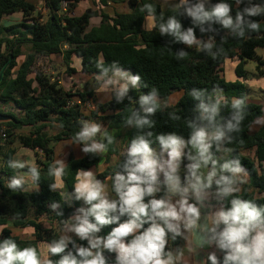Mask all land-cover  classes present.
Here are the masks:
<instances>
[{"label": "trees", "instance_id": "16d2710c", "mask_svg": "<svg viewBox=\"0 0 264 264\" xmlns=\"http://www.w3.org/2000/svg\"><path fill=\"white\" fill-rule=\"evenodd\" d=\"M81 1L86 0H46L49 12L47 20L43 22L40 15H34L35 6L26 0H0V21L4 16L18 12L23 13L25 21H30V23L23 22L20 25L7 28L5 32L12 38H3L0 35V73L3 72L0 80V102L11 101L16 108L25 113L22 118L8 114L11 118L6 124V134L9 140H6L5 143H12L14 131L25 126L32 127L33 131L30 136H21L18 139L21 145L36 152L37 165L41 167L37 169L39 178H35L39 188L36 191L28 190L25 184L16 190L10 189L8 183L12 177H16L15 172L8 169L7 166L0 168V241L11 238L20 249L28 246L35 247L38 256L41 257L37 244L46 243L49 245L54 239H59V229L72 215V210L63 199L62 192L50 187L55 184V176L49 174V169L55 167L51 143L66 138L76 140L75 134L82 127L83 121L100 118L105 120L106 130L102 134H98L95 139L107 145V151L104 154L106 156L118 154L119 139H123L126 147L130 149L131 140L141 132L135 126L136 116L133 113L144 115L139 98L141 95H148L153 88L157 90V99L161 100L176 91L183 94L175 105L165 108L159 106L155 115L150 117L154 126L150 129L145 127L142 130L145 133L147 131L153 133L152 137L148 139L152 141L150 147L156 152H161L160 145L156 140L157 135L175 133L185 141L190 139L192 129L188 127L189 121L201 126H209V130H213V126L208 125L207 120L200 119L199 105L201 103L210 107L219 100V112L215 122L224 124L232 119L236 111L231 107L233 98L245 100L244 119L241 122L240 130L230 133L231 142L225 141L219 151L215 144L210 151L213 157L227 153V156L223 157L222 163L229 159H237L241 162L245 173L253 181V190L250 191L249 186H245L240 193L234 195L264 207V197H255L256 193L264 192V171H261L260 174L254 162L242 153L257 148L259 162L264 161V126L256 133H251V127L263 115L262 108L260 105L247 102L246 86L239 80L228 81L225 78L224 68L227 61L237 60L235 73L238 78L243 79L247 76L246 63L254 61L257 63L258 74H264V60L256 54V49L264 48V15L251 18L260 24V28L255 32L246 31L242 38L233 30L224 29L218 23L203 25L205 31L201 32L200 27L195 26L191 18L184 14L183 7L179 6L176 10L163 11L160 5L151 0H141V2L130 0L132 5L140 3L142 8L145 4L153 6L152 21L155 27L151 31L143 29L148 12L147 10L142 11V9L136 13L121 14L114 18L102 15V24L98 28L87 31L90 19L95 15V12L88 10L79 16L70 15ZM63 2L69 3L66 12L62 10ZM195 2L197 0H189V3ZM219 2L230 4L233 16L249 3L264 5V0H243V3L240 4L237 3V0H204L208 9ZM170 16H175L182 23L184 30L193 27L198 41L212 42L214 44L211 50L213 53L222 49L220 54L213 58L206 51H197L195 45L189 48L184 43L175 42L170 35H160L159 25L166 22ZM3 45H5L4 51H2ZM22 47H29L30 54L15 75L14 68ZM181 51L187 53V56L182 59L177 56ZM56 54L63 55L64 63L70 73L75 71L71 68V62L73 59L79 58L81 70L86 74L95 76L103 75V69H107V74L120 70L130 75H140V87L129 86L125 97L118 101L117 96H114L109 103L100 107V112H88L80 109L79 106L68 107L72 95L61 87L59 81L53 80L44 70L33 69L38 58ZM98 64H102L103 68L97 67ZM32 73L35 74L33 79L30 78ZM34 82L38 84L39 90L33 89ZM202 90H206V92H203L198 98L191 94L193 91ZM78 93L81 102H84L86 97L93 96L91 90ZM104 113L108 114L104 115ZM171 114L176 115L179 119H172ZM129 119L133 121L132 124L127 123ZM47 122H55L58 125L59 133L56 136L48 137L42 132ZM105 133L113 138L111 144H108ZM1 147L0 162L9 163L14 150ZM39 150L42 151L43 158L38 157L37 151ZM130 159L128 154L123 156L114 168L101 173L98 176L99 179L113 178L116 173L126 175L125 166ZM100 161V154L93 153H87L81 159H71L64 167V173L60 177L64 184V190L66 192L74 191L78 171H87L98 165ZM187 165L186 152L181 162L182 169L178 172L180 180L184 183L187 181L188 171L184 170L183 166ZM216 177L219 178V174ZM156 187L158 190L154 193V197H164L168 191L167 185L160 183ZM209 189L218 190L216 184H213ZM113 192L117 194L115 184H113ZM151 198L153 197L146 196L145 202ZM232 198V196L222 197L223 208L230 207ZM53 203L59 204L55 210L51 208ZM87 206L90 207L88 204ZM57 213H62V215ZM42 216L56 220L58 228L43 229L37 222ZM127 218V214L121 217V222ZM10 224L19 228L33 227L35 240H21L12 236L8 228ZM115 226L113 224L103 227L98 236H106ZM148 226L149 224H144L137 234ZM166 231L168 240L169 234L167 229ZM131 238V236L126 238V242ZM72 239L76 241L77 245L87 246L88 244L86 240ZM175 243L176 240H174ZM68 249H72L71 243H69ZM165 253H168L167 245ZM104 255L108 258V264H114L115 252L105 250ZM223 255L224 253L219 256L221 260ZM49 259L55 261L59 259V256L50 254Z\"/></svg>", "mask_w": 264, "mask_h": 264}, {"label": "clouds", "instance_id": "9594fccd", "mask_svg": "<svg viewBox=\"0 0 264 264\" xmlns=\"http://www.w3.org/2000/svg\"><path fill=\"white\" fill-rule=\"evenodd\" d=\"M243 3V0H237ZM180 7L184 8V14L191 18L195 26L200 27L204 32L205 24H220L224 29H231L244 37L246 31L255 32L260 28V24L251 19L264 15V5L249 3L241 11H237L235 16L231 14V5L219 2L206 8L204 0H197L189 3V0H180ZM46 7V6H45ZM147 10L149 20L153 18L154 10L151 4H145L142 8ZM42 16V14H40ZM72 15V14H70ZM48 16V14H47ZM247 18V19H246ZM154 24L148 25L151 31ZM160 35H170L177 43H184L189 48L195 45L197 51H206L210 56L216 58L219 52L213 53L212 42L202 43L196 39L194 28L183 29L182 23L175 17L170 16L166 22L159 25ZM178 58L187 56L185 51L177 54ZM97 67L103 68L102 64ZM103 74H107V69H103ZM123 80V83L120 81ZM140 75H130L127 72L117 70L114 78L109 80V84H118L117 100H121L132 88L140 87ZM202 91H193L194 97H200ZM158 93L155 88L148 95H141L139 103L144 115L133 113L136 116L135 126L141 130L135 138L131 140L128 156L131 158L126 167V175L115 174V192L118 199L109 200L104 192L102 183L95 179L93 173L88 171H78L77 182L74 186L77 199H83L90 207L81 209L82 215L74 218L75 222L65 226L68 231L74 232L80 240H87V246L77 245L71 237L61 235L59 239H54L48 250L52 256H59L53 261L48 257L38 256L37 249L32 246L20 249L17 243L11 238L0 241V264H108V258L104 251L115 252L114 264H173L172 253H165L167 245V230L176 231V226L172 221H179L187 218L188 226H195L201 218L202 197L200 193L210 188L214 177L218 193L221 197L233 198L230 200V207L221 208L213 217V226H205L209 233L207 240L200 238L202 242L214 241L218 248L224 253L222 260L215 252L209 253L210 264H264V207L258 206L251 200L241 199L234 194L239 191L238 184L241 181V174L245 172L241 162L237 159L225 160L220 163L213 158L210 151L215 144L217 151L221 145L227 141L231 142L232 132L240 130L241 122L244 119L243 108L245 100L243 98H233L231 107L235 109L232 119L224 124L215 122L219 112L217 100L210 107L204 103L199 105L201 120H207L208 125L201 126L189 121L188 127L192 129L190 139L185 141L175 133L160 134L156 136L161 149V154L166 153L167 159L162 155L157 156L153 148L150 147L152 141L148 139L153 133L142 130L152 128L154 122L150 119L159 109L157 102ZM147 106V107H145ZM172 119H179L171 114ZM234 121V122H233ZM128 124L133 121L129 119ZM101 133V125L91 121H83L82 127L75 134L76 142H82V152L103 154L107 151V145L96 140ZM108 144L113 142L111 136L105 133ZM191 146L195 150L192 155L191 150L187 153V159L192 161L186 167L188 170L187 186L181 187L180 177L177 174L178 168L185 155L184 149ZM26 162L12 160L9 166L14 169H23ZM57 167L49 169V174L61 177L64 173V161H56ZM211 165V171L204 175L200 170ZM30 172L36 179L39 172L36 166H30ZM163 173L168 193L179 194L180 199L175 204L171 202V197L155 198L154 193L158 190L159 174ZM227 173V175H225ZM24 183L23 177H12L8 184L10 189L21 188ZM53 190L55 184L50 186ZM191 189L196 194L197 202L189 203L186 194ZM153 197L145 202V197ZM199 205V206H198ZM178 206V207H177ZM59 204L53 203L51 208L57 209ZM62 215V213H57ZM127 214L128 218L121 222V217ZM149 224L147 228L140 231L144 224ZM106 236L96 235L105 226L113 225ZM223 228L220 229V225ZM179 234V233H177ZM131 236V240L126 242V238ZM69 243L72 249H68Z\"/></svg>", "mask_w": 264, "mask_h": 264}, {"label": "crops", "instance_id": "0c3cea01", "mask_svg": "<svg viewBox=\"0 0 264 264\" xmlns=\"http://www.w3.org/2000/svg\"><path fill=\"white\" fill-rule=\"evenodd\" d=\"M137 1L141 2V0H137ZM151 1L160 5L163 11L176 10L180 5V0H151ZM26 2H29L30 4L35 6L34 15L37 14L40 15L41 13H39L38 10L46 6V0H26ZM141 9L142 7L140 3L136 5H132L130 0H115V1L86 0V1H81L77 4L76 10L72 13V16L82 15L84 12L88 10L95 12V15L90 19V24L87 28V31H89L93 28H98L102 24L103 21L102 15H107L110 18H114L117 15H121V14L136 13L141 11ZM41 17H42L41 20L45 22V17L44 16ZM146 20H149V17H146L144 21L143 29L145 31H149L148 29L145 28ZM23 22L30 23V21L24 20L22 12L4 16L0 21L1 37L12 38V36H10L7 32H5V30L7 28L20 25ZM258 49H263L264 51V48H258ZM258 49H256V54ZM4 50H5V45L2 46V51ZM19 52H20L19 58L16 60L17 65L14 68L15 75L18 69L21 67V64L26 61L27 56L30 54V48L22 47L19 50ZM257 55L264 60V54L262 55L257 54ZM43 58L46 59V62L48 64V70L45 72L50 73L52 75L51 76L52 79L59 81L61 87L66 92H69L72 95L70 102L72 103L81 102L80 98H78L79 91L80 92H83L85 90L93 91V96L86 97L85 101L83 102L85 104L87 103L92 104V107L88 108L86 105H83V106H79L81 107L80 109L87 110L88 112H100L99 110L101 106H104L105 104L109 103L114 96H117L116 90H118L119 85L107 83L109 80H112L114 78V74L116 72L106 75L103 74V75H95V76L86 74L81 70V60L79 58H75L71 62V68L75 69V71L73 73H70L68 71L66 64L64 63V58L62 54H56L49 57H40L37 59V62ZM37 62L33 67L34 70H37L36 68ZM237 64H238L237 60H231L226 62L224 66L225 78L228 81L233 82L239 80L241 83H243L247 88V98H246L247 102L261 106L263 115L260 119L256 120L253 126L251 127V133H256L262 126H264V74L263 75L258 74L256 69V73L253 74L252 76L250 77L246 76V78L240 79L236 76L235 73ZM56 74L57 76H55ZM34 75L35 74L32 73L30 78L33 79ZM97 81L98 83H95ZM123 82H124L123 80L120 81V83ZM75 83L80 89V90H76V92L72 91V89L74 90ZM95 87H97L98 89H96ZM33 89L39 90L38 84L36 82L33 83ZM176 92L179 93L178 95H181L182 93L180 91H176ZM174 93H172L170 96L165 98V100L171 98ZM179 97L180 96H178V98ZM159 100L160 99H157L158 103ZM8 114L15 115L17 118H22L25 115L24 111L16 108L13 102L11 101L7 103L0 102V115L8 116ZM107 114L104 113V115ZM52 118L55 117L52 116ZM9 121L10 120H5L0 122V129L6 130L7 128L6 124ZM88 121L95 122L101 125L100 134H102L106 130L105 120L97 118ZM45 124L46 125L44 126L42 132L46 136L54 137L59 133V127L55 122H50V123L47 122ZM32 131H33L32 127L29 126L22 127L13 132L14 140L12 141V143L10 144L8 143L9 144L8 145L7 142L6 143L4 142L5 144L2 145L3 148L7 150L9 149L14 150L10 161L20 160L22 162H26L27 165L25 166V168L14 169L9 166V163L0 162V164H1V168L7 166L8 169L13 170L15 172L16 177L18 178L23 177L24 178L23 184L26 185L28 190L36 191L39 188L36 185L35 178L32 176L30 172V166H36L37 169L41 168L39 165H37L36 152L21 145L18 139L21 136L23 137L30 136ZM6 140L8 141L9 138L7 137ZM83 146L84 145L82 142H76V140L67 139V138L62 139L58 142L51 143V147L53 149L54 166L55 167L58 166L56 165V161L58 160L64 161V164L66 166L71 159L77 160L83 158L85 156V153H83L81 150ZM117 146L119 149L118 154H114L110 156H106L104 153L100 154L101 156L100 163L88 169L93 173L95 179L99 180L102 183V185L104 186L105 195L109 200L118 199V195L113 192V184H115V176L113 178L108 177L106 179H99L98 176L101 173L114 168L120 162L121 158L128 154L129 149L126 147V143L123 142V139L118 140ZM190 150H191V146H188L187 148L184 149V153L186 152L188 153ZM154 152L157 154V156L162 155L163 159H167V155L161 154V152H156V151ZM37 153L39 158H43V153L41 150L37 151ZM191 153L192 155H195V150H191ZM242 153L244 156L250 158L254 162L255 167L260 174L261 171H264V161H262L261 163L259 162L257 157V148L246 150L243 151ZM224 156H227V153H225V155H220L218 157H213V158L219 160V162L222 163ZM191 162L192 161L188 160V164ZM181 169L182 166L180 163L178 172ZM183 169L187 170V167L183 166ZM200 171L203 172L204 175H207V173L211 171V165H209L207 168H202ZM188 175L189 173L187 174V177ZM225 175H227V173ZM215 179L218 178L214 177L213 184H215ZM158 180H159L158 184L164 183L166 185L165 177L162 172L159 174ZM180 181L182 188L184 187V185H187V181L186 183L182 182V180ZM241 181L242 182L238 184L239 191L237 193H240L245 186H249L250 191L253 190V181L249 177V175H247L245 172L241 174ZM55 184H56V190L62 192L63 199L66 201V203L72 210V215L70 216L69 219L65 221V223L67 222V224L70 225L75 222L74 218L76 216L83 214L80 210L81 209L86 210L88 206L82 198L81 199L76 198L77 194L75 193V190L72 192H66L64 190V184L60 177H55ZM200 195L202 197L201 218L199 221H197V224L195 226L190 227L187 224V218H182L179 221H172V223L176 226V231L168 230L169 237L167 240L168 241L167 248H168V252L172 253L173 264H208L209 261L207 258L209 253L215 252L218 257L223 254V252L218 248L217 244L214 241L202 242L200 240L201 237L207 240L209 233L206 232L205 226L209 228L213 226V217L215 213L219 211L221 208H223V205L221 204L222 197L219 195L218 190H210L209 188L204 189L200 193ZM168 196L171 197V202L173 204H175L176 201H178L181 198L179 194H170L167 191L164 197L167 198ZM255 197L256 198L264 197V192L262 194L256 193ZM186 198L188 199L189 203L197 202L196 194L192 192L191 189L186 194ZM37 222L43 229L58 228L57 221L50 219L49 217L42 216L38 219ZM65 223L59 229L60 236L66 235L71 238L80 239L75 235L74 232L67 230ZM8 228L11 231L12 236L14 237H18L21 240H28V241L35 240L34 238L35 230L31 226L19 228V227H14L13 225L10 224L8 225ZM222 228L223 227L221 224L220 229ZM96 235H98V233ZM174 240H176L175 244H174ZM37 248L41 254V258L50 257L48 244L38 243Z\"/></svg>", "mask_w": 264, "mask_h": 264}, {"label": "rangeland", "instance_id": "374dc122", "mask_svg": "<svg viewBox=\"0 0 264 264\" xmlns=\"http://www.w3.org/2000/svg\"><path fill=\"white\" fill-rule=\"evenodd\" d=\"M42 16H44L45 17V20H47V15H42ZM150 23H152V20L150 21V20H146V22H145V28L146 29H148V25L150 24ZM257 54H259V55H262V54H264V51H263V49H258L257 50ZM36 68H38V69H42V70H44V71H47L48 70V64H47V62H46V59H40L38 62H37V65H36ZM245 70H246V73H247V77H250V76H252L253 74H255L256 73V69H257V63L256 62H254V61H249L247 64H246V66H245ZM48 73V72H47ZM258 73V72H257ZM50 76H52L50 73H48ZM55 76H57V74L55 75ZM98 82V81H97ZM96 83V82H95ZM69 87V86H68ZM96 89H98L97 87H95ZM95 89V90H96ZM76 90H80L79 88H78V86H77V84L75 83V85H74V90L72 89V91H75L76 92ZM117 91V90H116ZM179 93H177V92H175L173 95H172V97L171 98H169L168 100H165V99H163V100H159V106L161 107V108H165V107H169V106H173V105H175L176 104V101H178L181 97H182V93H181V95H178ZM178 96H180L179 98H178ZM178 99V100H177ZM3 144H5V143H3ZM0 168H1V164H0Z\"/></svg>", "mask_w": 264, "mask_h": 264}, {"label": "built area", "instance_id": "2783aa9c", "mask_svg": "<svg viewBox=\"0 0 264 264\" xmlns=\"http://www.w3.org/2000/svg\"><path fill=\"white\" fill-rule=\"evenodd\" d=\"M68 2H63L62 3V10L63 12H66L67 8H68ZM39 13H41L42 15H47L48 12H49V9L47 7H44V8H40L38 10ZM83 105H86L88 108H91L92 107V104H85L83 102H79V103H72L70 102L68 104V107H72V106H83ZM7 139V134H6V130L5 129H0V147L3 145V143L6 141ZM187 186V185H186ZM184 186V187H186Z\"/></svg>", "mask_w": 264, "mask_h": 264}, {"label": "water", "instance_id": "95a60500", "mask_svg": "<svg viewBox=\"0 0 264 264\" xmlns=\"http://www.w3.org/2000/svg\"><path fill=\"white\" fill-rule=\"evenodd\" d=\"M2 76H3V72L0 73V80H1ZM5 120H11V118L9 116L0 115V122L5 121Z\"/></svg>", "mask_w": 264, "mask_h": 264}]
</instances>
